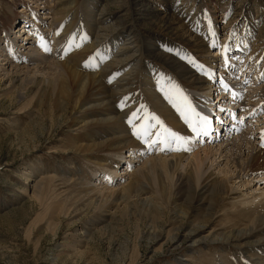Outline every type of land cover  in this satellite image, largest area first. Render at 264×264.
<instances>
[{"label": "bare ground", "instance_id": "obj_1", "mask_svg": "<svg viewBox=\"0 0 264 264\" xmlns=\"http://www.w3.org/2000/svg\"><path fill=\"white\" fill-rule=\"evenodd\" d=\"M118 1L126 12L109 26L106 23L112 16L107 15L104 6L96 15L94 0L82 2L84 21L94 32L91 36L85 31L81 15L78 20V11L73 12L69 22L64 24L70 29L63 39L56 38L55 46L50 48L44 27L59 29L66 11L58 8L48 13L52 17L36 19V34L27 47L25 44L28 43L18 45L16 38L10 39L14 42L0 46L1 80H9L10 88L25 82L30 85L27 90L31 94L23 92L19 95L20 113L27 111L29 114L44 106H50L54 112L68 113L69 121L65 125L69 130L68 138L61 139V144H58L64 151L83 158V165L73 162L69 167L54 168L46 174L32 171L31 176L45 174V177L37 179L33 193L48 185L46 197L51 201L57 202L62 198V206L81 203L85 209L101 210L97 220L85 231V238H93V233L110 224L121 213L124 218L135 217L136 222L151 223L146 232L140 234L138 231L141 239L148 237L155 245L164 240L162 245L172 244L174 250L188 244L187 258L192 257L193 261L211 255L224 260L216 250L215 254L207 253L213 246L223 247L224 251L234 247L247 256L249 264H264V189L258 191V188H253L264 184V39H259L260 35L255 33L251 35L252 40L258 43L253 47L256 51L254 58L246 61V68L251 65L254 69L253 79L238 75L239 63H236V68L222 71L232 88L228 100L222 96L228 94L221 84L211 79L210 69H216L224 53L225 44L218 45V37L203 44L186 30L178 18L165 14L166 7L162 12L147 8L142 4L146 0ZM60 5L74 9L79 2L62 0L58 7ZM240 12L242 22L246 21L252 31H261L264 35V13L260 19L252 20L251 9L244 8ZM130 17H133L135 26L127 24ZM47 20L51 24L46 25ZM78 23L82 26L76 32ZM157 23L162 25L158 30L160 33H170L180 42L172 40L168 44L160 35L149 32L148 28ZM125 25L135 31L125 30L122 27ZM26 28L28 26L24 25L23 29ZM75 32L77 37L83 38L77 51L70 53L66 37L76 36ZM114 35L118 36L112 50L124 54L108 67L128 70L119 86L117 82L113 86L107 84L117 92L110 94L105 85L104 63L107 61V42L112 39L108 37ZM239 41L247 44L248 40ZM213 44L218 45L219 50L210 47ZM242 44L231 45L233 56L241 53L250 55L252 50ZM23 47L28 49L26 54L19 51ZM91 49L97 50L94 58V66H97L88 72L77 71L75 66H81L80 59ZM193 49L200 55L197 56ZM50 54L53 59L49 58L51 63L46 61L48 64L44 66L11 65L13 61L27 60L28 55L32 56H28L32 65H39ZM133 76L135 94H120L118 91L127 92L128 86H123L128 82L127 78ZM237 76L238 80L235 79ZM250 85H253L252 89L245 91ZM246 93L245 100L243 96ZM217 102L240 115V122L233 123L226 113H217ZM205 115H211L212 124L202 123L201 117ZM218 117H224L225 122L221 124ZM129 120L133 123L130 124ZM254 121L259 123L253 125ZM193 124L201 128L214 127V134L197 138L191 131ZM252 125L258 138L246 133ZM146 131L158 132L161 139L170 133L190 137L189 143L176 145L190 150L161 151L160 147L166 145L149 149L142 139H137L138 133L145 135ZM51 137L52 133H48V138ZM123 152L129 154L127 161H124ZM123 164L127 169L118 174ZM165 222L168 226L164 229L157 227ZM127 247L125 257L129 256Z\"/></svg>", "mask_w": 264, "mask_h": 264}, {"label": "rangeland", "instance_id": "obj_2", "mask_svg": "<svg viewBox=\"0 0 264 264\" xmlns=\"http://www.w3.org/2000/svg\"><path fill=\"white\" fill-rule=\"evenodd\" d=\"M77 1L79 5L72 9L68 5H60L58 7L59 4H62V0H0V46H4L8 42H14L10 40L13 38H16L18 45L28 42L32 43L36 34L34 28V24H37L36 19H41L43 16L52 17L53 15H48V13H53V9L58 8H63L66 11L59 29L49 30L48 27H44V30L46 29V40L50 48L55 46L56 38L63 39L65 32L70 29L64 24L69 22L68 20L71 19L73 12L77 13L78 11V20L79 15H81L85 31L91 36L94 34L93 29L89 28V24L84 21L85 10H83L84 7L82 6L84 0ZM168 2L169 0H146L142 4H146L145 6L150 10L159 9L162 12L166 7L165 14L178 18L180 23L186 27V30L203 44L212 41L216 37H218V45L222 43L230 47L231 45L234 47L237 44H242L239 40H244L245 42L248 40L247 44L242 45L246 49H251L252 52L250 55L246 53L237 54L236 57H239V60L234 61V63H239L237 68L238 75L243 74L244 76L246 75V78H254L255 74L252 73L254 70L252 66L249 65L251 68L249 66L246 68V61L248 58H254L256 51L253 50V47L258 44L252 40L251 35L253 33L260 35L259 39H264V35L261 31L259 33L252 31L249 23L246 21L242 22L239 16L242 9L248 8L253 11L252 20L260 19V16L264 13V0H170V4ZM161 4L163 7H156ZM103 6L107 15L112 16L106 26H109L113 20L126 12L121 9L118 0H94L93 9L96 10V15L99 14ZM129 19L127 24L135 26L133 17ZM119 21L121 20L119 19ZM95 23L96 21L92 24ZM48 24H51L50 20L46 21V25ZM24 25L28 26V28L23 29ZM128 25L122 27L125 30L129 29L128 31L130 29L134 30L129 28ZM81 26L80 23L77 24L76 32L80 30ZM152 26L148 28V31L160 35L166 43L168 42L169 44L172 40H175L170 33L163 34L158 31L160 28L162 29V25L157 23L156 26ZM19 30L20 34L18 33ZM76 32V36L68 35L66 37L67 48H70V53L77 51L80 46V40L83 38L77 37L78 33ZM243 35H246V38ZM26 36L28 40L24 41ZM116 36L118 35L108 37L112 39L107 42L106 48L107 61L104 63L105 85L109 83V86L115 85L116 82L117 86H119L128 70V68L124 67L115 69L108 67L110 63L118 60V57L124 54V52L121 54L118 50H112L117 41ZM235 40H237L236 44L233 45ZM175 41L180 42L179 39ZM30 43L25 44V47L30 45ZM27 50L24 47L19 48V51L23 54H26ZM194 51L196 52V50ZM69 55L71 56V54ZM96 55V49L87 51L83 59L81 58L79 61V65L82 67L75 66L78 69L77 71L88 72L90 69L95 68L97 66V64L94 66ZM196 55L199 56L200 53L196 52ZM204 55L207 54L205 53ZM28 56L26 57L27 60L13 61L11 65L44 66L51 63L49 58H52L50 54L47 60L39 65H32L29 62L32 56L30 55V58ZM220 60L221 58L216 66L218 70L220 69ZM238 69L241 71L239 72ZM127 79L131 80H127L128 82L126 81L127 83L124 86L122 85L123 87L128 86L126 88L127 92H118L120 94H135V76ZM27 83L10 88L9 80H1L0 77V264H249L247 256L241 254L234 247H229L224 251L223 247L215 248L210 246L211 250L207 253L215 254L217 251L219 255L225 258L224 260L211 255L193 261L192 257L187 258L190 250L188 244L174 250L171 248L172 244L162 245V243L165 244L164 240L155 245L148 237L144 236L141 239L140 234L149 230L151 223L149 221L136 222L135 217H131V219L124 218L121 213L114 220H111L110 224L103 225L101 232L93 233V238H85V231L93 221L97 220L101 210L85 209L81 203L68 207L62 206L64 205L62 198L56 200L57 202L51 201L46 197L48 185L42 187L38 193H33L34 184L39 177H45V174L54 168L60 170L62 167H69L70 163H81L83 158L70 154L69 151H64L62 145H59L61 144V139L67 140L68 138L67 132L69 130L65 128L69 121L68 113H62L57 110L54 112L50 106L49 108L44 106L36 111L33 110L32 117L30 116L31 112L29 114H27V111H25L26 113L24 111L20 113V106L18 105L20 101L19 95L23 92L31 94L27 90L30 87ZM108 85L110 94H117ZM252 86H247L245 91H248L249 88L252 89ZM247 93L243 96L245 100ZM222 96L229 100V95L222 94ZM24 114L31 118H28V120V116L25 117ZM254 122L252 123L253 125L259 123L257 121ZM253 125L246 133L258 138V135L254 132L255 130L252 129ZM48 133H52L51 138H48ZM124 152V161H127L128 158L126 157L129 154H124ZM81 164L83 165V163ZM125 168L127 169L126 165H121L118 174L125 172ZM36 170L40 171V173H46L41 176H38V174L31 176V172ZM255 186L253 188H258V191H260L259 189H264V184ZM47 207H51V209ZM166 226H168L166 222L157 225V227L163 229ZM168 230L169 228L166 229V231ZM126 247L128 249L126 251L129 255L128 257L124 256ZM203 247L204 245L201 246V248ZM79 252L81 253L79 254Z\"/></svg>", "mask_w": 264, "mask_h": 264}, {"label": "snow or ice", "instance_id": "obj_3", "mask_svg": "<svg viewBox=\"0 0 264 264\" xmlns=\"http://www.w3.org/2000/svg\"><path fill=\"white\" fill-rule=\"evenodd\" d=\"M210 47H213L217 50L219 48L217 45L213 44L210 45ZM224 47V53L221 55V60H220V69H210L212 72V77L211 79L213 82L220 83L221 87L224 89V91L231 96L232 93V88L229 85V83L225 80V77L221 74L223 72H227L230 68H236V64L234 61L239 60V57L233 56L230 46L225 45ZM236 50L240 51L242 49L237 48ZM50 52L51 49H48ZM207 75V73H206ZM235 79H239V77H235ZM232 99H236L237 97H231ZM216 112L217 113H226L227 118L230 119L233 123H238L240 122V116L236 112H232L226 108H223L220 106L219 102L216 103ZM135 115V114H134ZM219 122L223 124L225 122L224 117H218ZM202 123L204 125H210L212 124V118L211 115H205L201 117ZM129 123H133V120H129ZM191 131L196 135L197 138H199L201 135L203 136H210L214 134L215 128H207V127H198L197 125L193 124L191 126ZM137 139L140 140L142 139L144 141V144L147 145L149 149L158 147L160 145H166V147H160L161 151H189L187 147L185 148H179L176 147L177 144L180 142H183L184 144H187L190 142V137H183V136H178L176 133H170L164 138H160V135L158 132H153V131H146L145 135L137 134ZM264 146V145H262Z\"/></svg>", "mask_w": 264, "mask_h": 264}]
</instances>
